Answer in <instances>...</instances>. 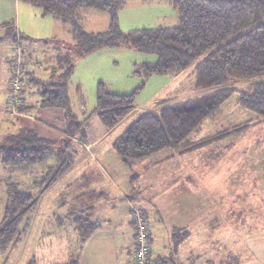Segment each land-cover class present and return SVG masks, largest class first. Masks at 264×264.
I'll list each match as a JSON object with an SVG mask.
<instances>
[{
  "label": "rangeland",
  "instance_id": "obj_1",
  "mask_svg": "<svg viewBox=\"0 0 264 264\" xmlns=\"http://www.w3.org/2000/svg\"><path fill=\"white\" fill-rule=\"evenodd\" d=\"M79 15L84 30L107 29L106 13L82 9ZM118 18L124 32L178 25L170 0H125ZM56 19V35L51 39L32 41L24 36L19 45L12 40L0 43V136L23 127L54 141L66 136L67 111L39 105L40 82L60 79V72L57 74L53 68L70 60L74 62L68 82L70 109L79 120H85L84 137L71 143L76 154L74 165L41 193L34 209L21 222L20 228L27 223L21 239L15 245H0V264H27L33 257L38 264L71 260V254L79 252L74 221L80 216L92 221L110 219L117 229L111 231L119 241L125 239L124 230L130 225L129 198L132 209L142 208L148 214L146 226L150 231L153 228L152 248L157 255L169 254L173 229L181 227L188 235L179 245L177 258L185 264H264V124L253 123L254 114L236 101L238 92L193 134V140L211 138L208 145L181 155H174L176 152L168 148L126 164L113 150L112 142L143 111L155 110L160 100L171 104L204 92L197 83L194 64L184 71L145 73L143 63L155 61L156 55L125 46L103 48L77 58L70 22ZM25 26L27 34L34 38L45 34V22L40 18L27 19ZM18 58L23 71L20 89L22 86L27 103L36 105L30 119L16 117L4 106ZM99 82L117 94L138 89L137 107L112 129L92 113ZM246 123L249 124L244 126ZM225 131L230 132L222 134ZM34 175L20 169L10 171L0 160V226L10 206L13 187L27 190ZM92 191L105 192L103 199L90 203ZM91 204L92 209H86ZM138 221L143 224L141 215ZM105 236L102 232L98 238ZM129 250L127 261L120 253L116 256L119 264H138L132 246Z\"/></svg>",
  "mask_w": 264,
  "mask_h": 264
},
{
  "label": "trees",
  "instance_id": "obj_2",
  "mask_svg": "<svg viewBox=\"0 0 264 264\" xmlns=\"http://www.w3.org/2000/svg\"><path fill=\"white\" fill-rule=\"evenodd\" d=\"M20 1L40 9L44 15L70 22L77 58L103 48L125 46L156 55L155 61L143 63L145 73L184 71L194 64L197 83L202 86L204 92L171 104H164V101L160 100L155 110L143 111L135 122L112 142L113 150L124 163L145 160L168 148L176 152L174 155H181L208 145L212 141L211 138L193 140V134L199 131L207 118L214 117L221 110L222 104L235 92H238L237 103L254 114L253 123L264 124V0H170L178 15L177 26L144 27L127 32L122 31L118 24V11L124 6L125 0ZM82 9L106 13L107 29L101 32L84 30L79 24ZM0 31H3L0 43L12 40L19 45L24 38L18 33L14 20L0 23ZM19 65L21 84L22 63L19 62ZM73 66V61L66 60L54 69L56 71L60 68V79L47 83L35 80L41 84L40 106L62 107L67 111L68 123L63 139L54 141L44 138L28 127L0 136V160L4 167L10 171L20 169L26 174H36L27 190H17L13 187L11 191L10 206L6 209L0 226L2 246L5 243L15 245L21 239L27 227L25 223L24 228H20L21 222L34 209L41 193L75 163L76 154L71 149V143L78 137H84L82 128L85 120H79L70 109L68 82ZM16 67L17 64L15 69ZM247 81L253 82L241 85ZM137 93L138 89L130 94L112 93L99 82L96 107L92 113L99 117L106 128L112 129L137 107ZM19 96L20 102L13 110L8 105V99L6 101V108L10 109L8 111L11 114L17 115L16 117L36 108V105H26L22 86ZM228 132L230 131L222 134ZM103 193L105 192L92 191L89 194L92 201H88L92 203L94 200L103 199ZM92 207L91 204L86 209ZM131 210L128 217L129 224L134 228V257L136 258L139 247L137 217L141 215L143 224L145 223L142 225L145 243L149 248V264H185L177 258V253L188 231L175 227L169 254L157 255L151 260L154 234L153 228L150 231L146 226L148 214L142 208L139 209L140 213L136 208ZM74 222L80 241H84L101 225L100 221H92L82 216ZM27 264L38 262L33 257ZM61 264L79 263L77 259H71Z\"/></svg>",
  "mask_w": 264,
  "mask_h": 264
},
{
  "label": "crops",
  "instance_id": "obj_3",
  "mask_svg": "<svg viewBox=\"0 0 264 264\" xmlns=\"http://www.w3.org/2000/svg\"><path fill=\"white\" fill-rule=\"evenodd\" d=\"M36 18H40L42 21L45 22V29L43 30L45 34L44 36L37 34L36 37L34 38L27 34V31L29 32V30L25 28L26 27L25 22L27 21V19H36ZM9 20L15 21L17 31L20 35L26 36L28 37V39H31L32 41L44 42L48 39L53 38L56 35V30L58 26V20L54 16L49 17V15L42 14L41 10L36 9V7L32 6L29 3L20 0H0V23ZM54 69L55 68H53V70ZM56 73L59 74V71L56 70ZM6 96L4 99L5 108L9 93L8 94L6 93ZM26 105L29 106L28 103H26ZM31 112L22 114V116L30 119ZM16 121H18V119H16ZM128 201L130 202V206H131V203L133 201L131 200V198H129ZM130 206H128V213L129 210H131ZM99 223L101 224L100 227L97 228L84 241H80L79 239L80 244L76 245V247H79V252L72 253L71 254L73 256L72 259H77L79 264H119L120 262H118L116 256H118V254L120 253V256L121 255L124 256L122 258L123 261H125L126 257L131 255V252L129 250L130 246H132V254L134 257V248H133L134 228L131 224L127 227V229L124 230L125 239L119 241V237L116 236L114 231H111V229H113L117 232V229L113 228V226L111 225L112 221L110 219H107L102 222L100 221ZM103 226H107V228H103ZM102 232H104L106 236L102 239H99L98 238L99 234H101ZM151 252H152L151 260H152L153 257H157V254H155V251L152 248V244H151ZM122 262L121 264H123Z\"/></svg>",
  "mask_w": 264,
  "mask_h": 264
},
{
  "label": "built area",
  "instance_id": "obj_4",
  "mask_svg": "<svg viewBox=\"0 0 264 264\" xmlns=\"http://www.w3.org/2000/svg\"><path fill=\"white\" fill-rule=\"evenodd\" d=\"M19 50L17 49V54H19ZM17 67L15 69L14 75L11 80V93L8 96V105L13 110L16 105L20 102V81L19 76L21 73L20 65H19V58L16 62ZM137 239L139 241V247L136 251V258L138 264H149V248L145 243V233H144V226L140 221H138V235Z\"/></svg>",
  "mask_w": 264,
  "mask_h": 264
},
{
  "label": "bare ground",
  "instance_id": "obj_5",
  "mask_svg": "<svg viewBox=\"0 0 264 264\" xmlns=\"http://www.w3.org/2000/svg\"><path fill=\"white\" fill-rule=\"evenodd\" d=\"M148 242V241H147Z\"/></svg>",
  "mask_w": 264,
  "mask_h": 264
}]
</instances>
